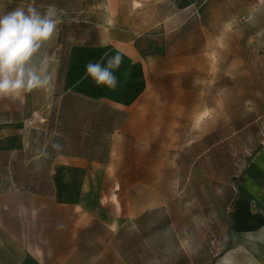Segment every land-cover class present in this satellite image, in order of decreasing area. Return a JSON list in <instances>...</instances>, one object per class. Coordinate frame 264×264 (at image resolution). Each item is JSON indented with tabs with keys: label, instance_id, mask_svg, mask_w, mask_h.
I'll return each mask as SVG.
<instances>
[{
	"label": "rangeland",
	"instance_id": "rangeland-1",
	"mask_svg": "<svg viewBox=\"0 0 264 264\" xmlns=\"http://www.w3.org/2000/svg\"><path fill=\"white\" fill-rule=\"evenodd\" d=\"M29 4L54 7L61 21L41 50L51 122L22 153L0 156V187L10 176L21 187L47 183L58 148L32 156L42 133L44 143L57 133L63 151L103 157L118 196L147 209L108 254L106 239H93V264H264V0H152L158 21L172 17L155 31L152 91L130 112L59 96L69 46L106 40L117 8V21L138 25L137 3L0 0V15Z\"/></svg>",
	"mask_w": 264,
	"mask_h": 264
},
{
	"label": "crops",
	"instance_id": "crops-1",
	"mask_svg": "<svg viewBox=\"0 0 264 264\" xmlns=\"http://www.w3.org/2000/svg\"><path fill=\"white\" fill-rule=\"evenodd\" d=\"M134 1V11L140 14L138 25L117 21V8L107 24L106 40L69 46L60 98L79 96L130 112L152 91L148 86L155 31L157 26L166 29L172 16L158 21L152 13V0ZM117 54L121 56L114 69L117 86L97 85L87 75L86 65L106 63ZM47 92L34 90L19 99L0 98V153L24 150L36 130L49 127L50 118L44 112L52 105L53 92ZM127 122L124 119L120 125ZM105 172L101 160L62 152L52 160L47 191H28L14 184L0 189V264H93L94 238L106 239L100 241V253L108 254L110 239L120 235L127 222L139 220L147 209L141 208L139 198H120L117 191L122 184L110 181Z\"/></svg>",
	"mask_w": 264,
	"mask_h": 264
},
{
	"label": "clouds",
	"instance_id": "clouds-1",
	"mask_svg": "<svg viewBox=\"0 0 264 264\" xmlns=\"http://www.w3.org/2000/svg\"><path fill=\"white\" fill-rule=\"evenodd\" d=\"M60 19L54 7L41 13L33 4L0 15V98L19 99L25 93L46 89L51 83L49 57L41 50L57 32ZM119 54L106 63H89L86 73L97 85L114 89Z\"/></svg>",
	"mask_w": 264,
	"mask_h": 264
},
{
	"label": "trees",
	"instance_id": "trees-1",
	"mask_svg": "<svg viewBox=\"0 0 264 264\" xmlns=\"http://www.w3.org/2000/svg\"><path fill=\"white\" fill-rule=\"evenodd\" d=\"M68 98H69L68 96H63V97H62V99H63L62 103H65V102L67 101ZM49 122H51V121L49 120ZM50 125H51V123H50ZM33 134H37L36 131H35ZM42 134L44 135V138H42V140H41V142H40V143L42 144V146H41L40 150H39L36 154H34V155L32 156V159L40 160V159L46 157V156H47V152L50 151V150H53V148H58V149L55 150V152H54L52 155H50V159H51V161L53 160V158H54V156H55L56 154H58V153H62V152H66V151H63V150L61 149V147H59L60 142H62L63 140H62L61 137H59V136L57 135V133H55L54 136H52L50 139H48V140L46 141V143H44V142H45V136H46V134H44V133H42ZM64 142H65V141H64ZM17 153H22V150H18ZM67 153H69V152H67ZM70 153H73V154H80V155L82 154V155H85V156H87V157H89V158L97 159V160H102V159H104L103 157L98 156V155H90V154L83 153V152H79V151H74V152H70ZM10 154H11L10 152H2V153H0V156H2V155H7V156H9ZM36 156H37V157H36ZM10 174H11V173H10ZM13 184H14V186L17 187V188H22V189H25V190H28V191L43 192V191H47L48 188H49L50 177H49L48 182H47V183H44V184L41 185V186H37V187H29V186L24 187V186H23V187H21V186H20V183L17 182L16 180H14V179H13V176H10V181L5 182L4 185H3L2 187H0V189H5V188H8V187H13Z\"/></svg>",
	"mask_w": 264,
	"mask_h": 264
},
{
	"label": "bare ground",
	"instance_id": "bare-ground-1",
	"mask_svg": "<svg viewBox=\"0 0 264 264\" xmlns=\"http://www.w3.org/2000/svg\"><path fill=\"white\" fill-rule=\"evenodd\" d=\"M140 2V1H139Z\"/></svg>",
	"mask_w": 264,
	"mask_h": 264
}]
</instances>
